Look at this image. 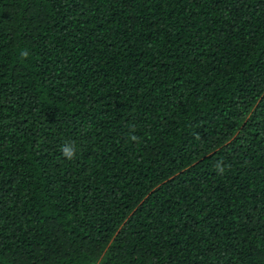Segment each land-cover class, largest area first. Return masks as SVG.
Segmentation results:
<instances>
[{"label": "trees", "instance_id": "1", "mask_svg": "<svg viewBox=\"0 0 264 264\" xmlns=\"http://www.w3.org/2000/svg\"><path fill=\"white\" fill-rule=\"evenodd\" d=\"M0 264H264V0H0Z\"/></svg>", "mask_w": 264, "mask_h": 264}, {"label": "clouds", "instance_id": "2", "mask_svg": "<svg viewBox=\"0 0 264 264\" xmlns=\"http://www.w3.org/2000/svg\"><path fill=\"white\" fill-rule=\"evenodd\" d=\"M65 155L68 156L69 158H71L72 156V151L70 149L65 151Z\"/></svg>", "mask_w": 264, "mask_h": 264}]
</instances>
